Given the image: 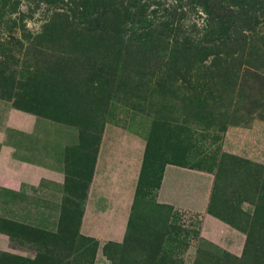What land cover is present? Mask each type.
Masks as SVG:
<instances>
[{
    "label": "rangeland",
    "instance_id": "374dc122",
    "mask_svg": "<svg viewBox=\"0 0 264 264\" xmlns=\"http://www.w3.org/2000/svg\"><path fill=\"white\" fill-rule=\"evenodd\" d=\"M0 102L76 138L58 227L5 221L0 264H264V0H0ZM107 131L145 164L101 238L84 218ZM168 163L210 175L206 212L160 200Z\"/></svg>",
    "mask_w": 264,
    "mask_h": 264
},
{
    "label": "crops",
    "instance_id": "0c3cea01",
    "mask_svg": "<svg viewBox=\"0 0 264 264\" xmlns=\"http://www.w3.org/2000/svg\"><path fill=\"white\" fill-rule=\"evenodd\" d=\"M75 139L67 132L53 134L49 123L0 102V245L5 221L44 225L42 229L58 227L60 190L67 182L63 153ZM144 164L140 138L106 132L93 166L84 218L91 221L93 235L103 238L126 230L132 186ZM209 176L168 163L158 196L162 202L178 206L181 201L186 208L206 212L212 189Z\"/></svg>",
    "mask_w": 264,
    "mask_h": 264
},
{
    "label": "bare ground",
    "instance_id": "6f19581e",
    "mask_svg": "<svg viewBox=\"0 0 264 264\" xmlns=\"http://www.w3.org/2000/svg\"><path fill=\"white\" fill-rule=\"evenodd\" d=\"M223 228V227H222ZM215 230V229H214Z\"/></svg>",
    "mask_w": 264,
    "mask_h": 264
},
{
    "label": "clouds",
    "instance_id": "9594fccd",
    "mask_svg": "<svg viewBox=\"0 0 264 264\" xmlns=\"http://www.w3.org/2000/svg\"><path fill=\"white\" fill-rule=\"evenodd\" d=\"M23 7V6H22Z\"/></svg>",
    "mask_w": 264,
    "mask_h": 264
}]
</instances>
